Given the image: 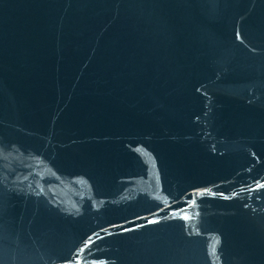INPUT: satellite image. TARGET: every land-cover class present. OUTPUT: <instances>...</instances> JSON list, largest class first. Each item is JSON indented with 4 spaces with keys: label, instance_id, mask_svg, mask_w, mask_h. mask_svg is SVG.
I'll return each instance as SVG.
<instances>
[{
    "label": "water",
    "instance_id": "obj_1",
    "mask_svg": "<svg viewBox=\"0 0 264 264\" xmlns=\"http://www.w3.org/2000/svg\"><path fill=\"white\" fill-rule=\"evenodd\" d=\"M0 264H264V0H0Z\"/></svg>",
    "mask_w": 264,
    "mask_h": 264
}]
</instances>
